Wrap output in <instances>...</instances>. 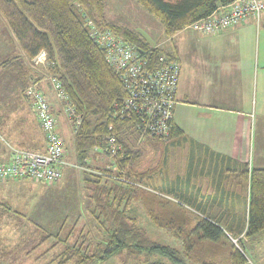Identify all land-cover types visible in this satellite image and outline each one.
<instances>
[{"label":"trees","instance_id":"16d2710c","mask_svg":"<svg viewBox=\"0 0 264 264\" xmlns=\"http://www.w3.org/2000/svg\"><path fill=\"white\" fill-rule=\"evenodd\" d=\"M231 1L137 0L164 23L169 37L209 16L219 5ZM106 10L105 0H0V16L25 57L33 62L46 52L49 74L60 81L71 104L82 117L81 126L73 137L77 163L87 166V160L98 157L93 150L109 134L110 125L115 126L122 145L116 169H108L107 166L96 169L103 174L84 172L87 174L84 187L89 203L87 223L78 234L76 228L81 219L78 218L70 231L65 232L66 218L57 233L46 234L43 231L39 239L24 240L19 247H42L55 240L51 247H65L58 255L64 257L61 264H105L113 258H118L123 264L131 260L142 264H246L248 259L241 238L237 235L230 237L214 221H195L184 201L161 196L146 185V180L159 170L158 167L140 168L148 156L147 148L163 152L170 140L182 131L174 126L167 145L149 134L144 133L143 137L140 118L136 121L111 119L114 107L127 97L128 91L108 64L103 49L91 38L86 25L89 21L94 22L98 28L113 31L145 53H154L155 57H174L154 48L132 29L108 21ZM1 66L19 77H26L31 72L20 57L8 59ZM110 176H125L137 184L123 183ZM239 176L249 185L245 234L249 239L264 232V168H254L249 172L248 166H244ZM11 180L14 181H7ZM134 203L139 204L157 229L176 240L178 245L153 240L139 224L138 217L131 214ZM11 215L16 216L17 213H11L0 203V218ZM25 250L20 253L31 254Z\"/></svg>","mask_w":264,"mask_h":264},{"label":"crops","instance_id":"0c3cea01","mask_svg":"<svg viewBox=\"0 0 264 264\" xmlns=\"http://www.w3.org/2000/svg\"><path fill=\"white\" fill-rule=\"evenodd\" d=\"M0 30L7 32L0 36V89L12 77L18 99L13 101L15 110L6 116L3 109L11 100L0 96V132L9 136L3 147L0 144V161H8L11 148L45 151L44 133L25 93L29 83L40 84L52 102L59 133L64 137L71 127L63 107L56 97L54 100L49 80L45 88L41 86L44 82L40 81L50 75L47 68L26 61L31 69L26 77L3 70L2 61L12 52L22 56V51L2 17ZM183 32L174 38H180ZM193 32L186 35L187 41L180 39L186 46L182 56L180 47L168 52L182 66L175 110V126L182 133L170 140L167 155L166 150L159 153L162 165L156 182L152 177L146 185L161 196L184 201L195 221H214L230 237L237 235L244 240L249 185L239 173L244 166L249 172L264 168V134L259 130L264 122V110L259 111V105L264 109V23L249 18L214 36ZM14 123H21L19 131L27 133L25 138L18 139L11 133ZM141 165V169L151 167H144L143 161Z\"/></svg>","mask_w":264,"mask_h":264},{"label":"rangeland","instance_id":"374dc122","mask_svg":"<svg viewBox=\"0 0 264 264\" xmlns=\"http://www.w3.org/2000/svg\"><path fill=\"white\" fill-rule=\"evenodd\" d=\"M105 2L107 5L106 16L108 21L113 24L126 26L132 29L133 31L141 35L151 46H153L154 48H160L165 52L171 53L175 48L180 47V55L182 56V52H184L186 46L183 47V42H180L181 37H184V39L186 40V35H188L189 33H194L192 29L187 27L183 29L185 30L184 32L182 30L183 34L180 36V38H174L180 32L173 35L172 37H169L165 32L164 23L155 15L148 12L141 4L137 2V0H105ZM6 33L3 34L0 30L1 37L6 35ZM3 54L5 53L3 52ZM20 54H22V56L14 55V53L12 52L9 58L4 59L2 62L14 57H20L22 61L24 60V62L28 61L23 52H20ZM28 62L32 65L35 64V67L40 68L44 66L45 68H47V56L46 59L45 57H43L40 61L36 58L33 61L34 63L32 61ZM26 66L28 65L26 64ZM28 68L30 69V67ZM3 70L6 71L7 69L3 68ZM7 71L13 73V71L11 70ZM11 78L12 77L7 78V85H3V88L0 89L1 98L8 101L11 100L10 105L6 106V108L3 109V112L6 116L7 113L10 114L12 110H15L14 106L16 105L13 104V101L18 100L17 95H14L16 93V89L12 87V84H14L15 81L10 80ZM53 78L54 77L52 75L46 76L44 80L40 81L42 83L44 82L41 86L45 88L46 81L49 80L53 88L51 82ZM37 84L38 83H36L35 86H37L40 92L45 96L53 112L54 109L52 102L49 100L48 96H46L45 93L39 88L40 84L39 87ZM30 85L33 84L29 83L27 87H29ZM53 91L55 94V96H53L54 100L56 97L59 104L63 107V111L66 115V112L64 110L65 102L63 103L59 99L54 88ZM30 100L33 105V100L31 98ZM258 100V103L260 104V97H258ZM262 110L264 109L261 105H259V111L261 112ZM53 115L55 117L54 113ZM55 119L57 120V117H55ZM9 120L10 122H13L11 119ZM20 124L21 123H19V125ZM19 125L17 123H14L13 127L10 128V131L12 134L16 133V136H19L17 137L18 139H20V137L25 138L27 133L19 131ZM259 130L262 134H264V122L260 124ZM26 131L28 130L26 129ZM57 131L59 133L58 128ZM70 131V134H66L64 135V137L59 133L64 140L66 149V161L68 163H72V165L80 166V164L77 163L73 145V137L75 134L73 133L72 128L70 129ZM5 134L6 132H0V144L2 147L5 145V138H9L8 133L6 135ZM9 141L10 139L7 140V142ZM166 144L168 145V142H166ZM167 148L168 146H166V148L164 149L166 150V155L168 153ZM147 150L148 156H146L143 160L144 167L145 165H151V167H158L159 169V167H161L162 165L159 161V153L163 154V152H155L149 147L147 148ZM93 151L94 153H98L97 158H90L89 160H87V163L89 164L87 166H81L80 168L67 166L62 178L56 183H39L33 180H5L3 182H0V203L9 208L11 210V213H17L16 216L11 215L2 219L0 218V264H61L60 262L64 257H58V255L62 253L65 247H62L61 245L58 247H51L55 240L49 241L42 247H19V245L27 239H39L43 234V231H45L46 234L57 233L60 229L62 221L66 218L68 220V223L65 225V232L70 231V227L75 225V221L78 218H80L81 220L76 228V234H78L83 229L84 225H86L87 223L86 209L89 203V199L87 196L88 192L84 187V178L85 176H87V174H85L84 172L95 173L97 168L105 169V167L107 166L108 169H116V166H114L115 168L110 167L115 161L112 157L103 155V153L100 151ZM141 167L143 168L142 165ZM99 173L103 174L102 172ZM156 175L154 176L155 182ZM130 212L133 216L138 217L139 224L148 231L149 236L153 240L160 241L165 244H171L173 246L178 245V242L176 240L170 239L168 235L161 232L150 222L146 213L140 208L138 203H134L131 206ZM35 223L38 225H35ZM39 225L43 229H41ZM242 241L243 250L248 259L247 264H264V232L259 233L256 236L251 237L250 239H246L245 237V239ZM23 249H26L25 251L30 252L31 254H21L20 251ZM105 264H123V262L118 258H113ZM128 264L142 263L139 261L131 260Z\"/></svg>","mask_w":264,"mask_h":264},{"label":"built area","instance_id":"2783aa9c","mask_svg":"<svg viewBox=\"0 0 264 264\" xmlns=\"http://www.w3.org/2000/svg\"><path fill=\"white\" fill-rule=\"evenodd\" d=\"M249 18H254L258 24L264 23V0H232L221 4L209 16L195 21L188 28L203 35L214 36ZM86 26L90 29L91 38L103 49L108 64L121 78L128 91L127 97L114 107L110 114L111 119L136 121L140 118L144 129L143 137L146 133L163 143L169 142L175 126V110L179 104L181 63L168 55L155 57L152 52L145 53L135 44L116 36L113 31L98 28L94 22L89 21ZM46 56L47 54L42 52L37 60L40 61L43 57L46 59ZM51 82L59 99L65 102L67 119L76 134L82 117L71 104L60 81L53 78ZM26 95L33 100L39 126L44 132L45 151L11 148L10 159L0 162V182L13 179L53 184L62 178L67 166H81L66 161L64 140L57 131V120L45 96L35 85L27 88ZM121 149L122 145L119 144L114 125L109 126V134L103 138L102 144L94 148L95 151L115 160L110 167L116 166ZM110 178L137 184L128 181L125 176Z\"/></svg>","mask_w":264,"mask_h":264}]
</instances>
